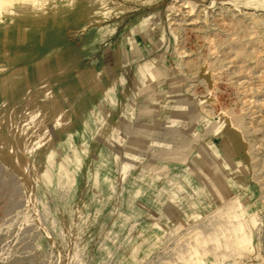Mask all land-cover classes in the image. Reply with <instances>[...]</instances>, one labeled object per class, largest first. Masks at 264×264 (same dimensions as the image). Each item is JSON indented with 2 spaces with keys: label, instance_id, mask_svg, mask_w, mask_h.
<instances>
[{
  "label": "rangeland",
  "instance_id": "obj_1",
  "mask_svg": "<svg viewBox=\"0 0 264 264\" xmlns=\"http://www.w3.org/2000/svg\"><path fill=\"white\" fill-rule=\"evenodd\" d=\"M250 1L0 0V264L169 263L178 235L187 234L186 226L197 219L194 211L215 209L218 188L232 191L221 183L224 176L234 170L243 180L250 175L249 145L228 128L223 113L240 115L246 104L264 119V108L259 109L264 89L242 94L246 87L255 90L252 79L264 67L250 65L238 79L233 61L221 71L208 69L222 57L218 28L226 26L229 14L257 11ZM183 57L198 58L195 76L179 71ZM188 83L196 84L195 98L185 92ZM80 98L87 100L86 108ZM180 117L188 119L193 134L198 127L204 134L218 130L230 149L214 139L195 166L187 148L174 155L181 143L172 136L174 120ZM154 129L153 134H168L153 136ZM136 133L149 136L140 139ZM133 135L147 153L143 157L126 154ZM190 141L197 142L195 149L200 143ZM252 144L264 172V137ZM6 147L17 170L5 157ZM181 157L187 159L183 176L191 179L189 196L180 193L181 180L147 176V163L167 166ZM212 180L218 188L211 187ZM163 183L178 193V201ZM247 191L245 208L256 215L259 232L251 228L257 247L240 261L264 264V192L254 183ZM25 195L22 208L17 202ZM208 227L201 231L215 252L206 264H233L232 251Z\"/></svg>",
  "mask_w": 264,
  "mask_h": 264
},
{
  "label": "bare ground",
  "instance_id": "obj_2",
  "mask_svg": "<svg viewBox=\"0 0 264 264\" xmlns=\"http://www.w3.org/2000/svg\"><path fill=\"white\" fill-rule=\"evenodd\" d=\"M251 1H250V3L253 4L252 6L254 8H258L257 11L255 9H253V10H251V12L245 14L244 17L237 16L234 13L229 14V16L226 19L227 21L225 22L226 26L225 27L220 26L218 28L220 35L218 34L219 36H217L216 46H217V49L222 54V57L217 56L216 60L213 63L209 64L208 69H212L215 71L216 70L221 71L223 69V67L225 66L224 63L233 61L232 64H235L236 67H234L233 70H235V73H232V75H233V78L238 79L240 76L242 77V74L244 73V71H246V69H248L250 67V65H253L255 68H260L261 66H262V68L264 67V15L256 13L258 11L259 12L264 11V0H251ZM20 2H21V0H20ZM43 8H44V6H43ZM27 11H29V10L27 9ZM34 14H36V13H34ZM217 21H219V20H217ZM223 21H224V19H223ZM179 28H180V26H179ZM173 29L178 31L176 25L173 27ZM173 29L170 28L169 30H173ZM180 56H181V52H180ZM180 59L181 60H180V64H179V68H180L179 71L181 73H187L190 76H195L197 74V71H194V72H192V71H193V69L198 70L197 68L200 66V64H198V58L191 59V58H184L183 57ZM248 70L246 72H248ZM230 71H232V70L230 69ZM251 72H249V73H251ZM247 74H245V75H247ZM256 75H255V78L252 79L253 80L252 84L255 85V90L248 91L247 87H246V90H244L245 86L244 87L242 86L244 88V89L242 88L243 89V91H242L243 95L249 96V94L263 92L262 90L264 89V72H263V74H258V76H256ZM249 76H250V74H249ZM247 77H248V75H247ZM232 82H235V81H232ZM237 82H240V81H237ZM201 83H203V82L200 81L199 84H201ZM195 85H196L195 83H188L186 88H185V92L190 97H194V98H195V96L193 93V89H194ZM251 87H253V86H251ZM238 88H240V87H238ZM242 89H240V90H242ZM251 89H253V88H251ZM238 93H240V91ZM238 96H240V95H238ZM205 105H206V103H205ZM185 107L186 106H184V109H186ZM254 107H256V106H254ZM262 107L264 108V104H261L260 108H259V106L256 108L261 109ZM248 109H250L249 106L245 104V109H244L242 114L236 115V114L232 113L231 111H228V112L223 113V117L226 119V122L228 123L227 124L228 128L231 131L238 134L241 137L240 139H242L244 142L248 143V145H249L248 149L246 150V155L248 156L249 161H250V175L248 174L247 178L245 177L246 179L243 180V179H241V175L238 173V171L236 172V170H234V172L231 175L224 176L225 180L222 179L221 183H223L225 186H227V188L232 186L231 187L232 191H229L228 193H225L222 190H219L218 182H214L212 180L214 183H211V187L212 188H218L216 196H217V201H219V205L210 212H206V210L205 211H203V210H201V211L195 210L194 211L195 214L197 215V219L194 220L192 223L189 222L191 225L186 226L188 228V231H189L187 234H182V235L177 234L178 237H180V240H178L179 242L177 241L175 243V244H177V247H175V249H174V257L169 259V260H166L167 262H169L168 264H206L205 258H207V256L209 254L215 252V249L212 248V246L209 244V242L207 240L206 232L203 233L201 231L202 230L201 226L205 227L207 225L210 226V227H208V229H211L209 231L213 230L215 232V234H217V236L223 242L226 243V246L229 248V250L232 251V254L235 257L233 264H242L240 261V255L241 254H244L247 256V254H252L253 252H255L254 250L257 247V242H258L257 240L258 239L256 241H252V238L254 237L255 234L251 231V228L256 229V232L258 231V229L256 227V223H257L256 215L250 213L245 207H246V204L249 203V200L251 198V192L247 191V188L249 187L250 183L251 184L254 183L255 185H257L258 189H260L262 191L261 193L264 192V172L261 168V159L258 156V154L256 153V150L254 149V146L252 144L258 138H261L262 136L264 137V135H263L264 119L262 120L260 118V116H258L256 114V112L254 113V112L247 111ZM201 111L205 115L210 117L211 119H214V114H213L212 110H210L207 106L201 105ZM174 123L177 124V125H175L177 127V129L175 131L176 132L175 135L172 134V136H176L178 139H180L179 141H181V142L185 141L184 143H180L179 147L178 146L175 147L176 148V149L174 148L175 151L178 150V152H179L181 148L185 149V147H187V148H189L188 153H192V152L196 151V149H199L198 146L195 149L194 147L188 146L186 143V141L188 142V141L196 138L195 135H193L191 133V131L189 130L190 126H189L188 119L184 120V118L180 117L179 119H175ZM151 124L153 125L152 122H151ZM126 129H127L126 127H123V130L126 131ZM154 131H156V130L154 129L151 133L153 136H159L160 135L162 137H166V135L168 134L166 132H164V134H163V132H160L161 134L160 133H154L153 134ZM42 133H43L42 134V136H43L46 133V130L43 131ZM211 134H213L214 136L217 137L218 136V130H213L211 132ZM136 135H140V137H139L140 139L141 138L146 139L149 136V135H142L139 133H136ZM136 135H133L134 139L137 137ZM205 139H207V138H205ZM206 142L207 141H202L201 143L206 144ZM152 143L154 144L155 142H152ZM157 145H158V143H157ZM163 147H164V145H163ZM139 152H140V155H138L139 157H143L146 154V153L142 152L141 149L139 150ZM18 154H20V153H18ZM176 155H178V153ZM0 156H1V153H0ZM5 157L9 158V160L11 161V167L16 168V170H17L18 167L15 165L14 161L9 157V154L7 152V147H6ZM180 159H181V161L179 159H177L175 161L171 160L169 165H171V167H173V166L177 167L178 166L179 170H181L182 167L180 165H183L184 163H186L187 159H186V157H181ZM157 164L159 167H155V169L156 168L157 169L165 168V166H163L159 163H157ZM147 165H148V163H147ZM153 165H154V163H152V166ZM4 167H5V169L7 168L6 166H4ZM1 171H3V170H1ZM7 171H9V170H7ZM166 172L167 171H161V172L158 171L157 172L158 174H157V176L155 175V177L166 176L167 175ZM182 172L180 171L179 173H182ZM19 173H21V172H19ZM177 173H178V170L174 171V173L170 174L169 176L172 177L173 179H176ZM225 174H227V173L225 172ZM2 175H3V173H2ZM23 177H24L23 178V186L25 185V189H26L27 175L23 176ZM4 178L6 179V177H4ZM181 179H182V181L178 183L180 193L183 196H189L192 193L190 177L188 175H185V176H181ZM10 181H12V180H10ZM205 181H208V180L206 179ZM14 185H16V184H13V188L15 190L14 194H15L16 188ZM247 185H248V187H247ZM171 194L173 195L174 199H175V197H176V200L179 199V197L177 196L178 193H176L175 191ZM28 198H29V196L27 197L25 195L22 201L17 202L18 205L20 204V207L25 208L26 204L28 203ZM205 198H207V197H205ZM206 201L209 202L210 200L207 198ZM17 208H19V206ZM148 219H149L148 217L145 218L144 222L147 221ZM32 228H34V227H32ZM173 241H174V239H173ZM168 250H170V249H168ZM242 257H244V256L242 255ZM31 258H32V256H31Z\"/></svg>",
  "mask_w": 264,
  "mask_h": 264
},
{
  "label": "crops",
  "instance_id": "obj_3",
  "mask_svg": "<svg viewBox=\"0 0 264 264\" xmlns=\"http://www.w3.org/2000/svg\"><path fill=\"white\" fill-rule=\"evenodd\" d=\"M145 53V52H144ZM159 82H161V80L159 81ZM168 82V81H167ZM167 82H164L163 81V85L166 87V83ZM79 104H83V105H81V108H86L87 107V100L85 99V98H80L79 99ZM96 106H99V105H95V104H93V107L94 108H97ZM99 108V107H98ZM102 108V107H101ZM75 115H74V113L73 112H69L68 113V117H70L72 120H74V117ZM77 118V117H76ZM89 118H90V116H88V115H86V116H84L83 118H80V120H82V123H83V125L84 124H87V120L89 121ZM83 120H84V122H83ZM74 124H76V122H74V123H72V125H74ZM94 125H97V124H94ZM49 126V125H48ZM190 130V129H189ZM205 130V128L204 127H198V133H199V135L201 136V137H198L197 136V134L198 133H194L193 134V131H192V134L193 135H195V137H196V139L198 140V142H200L199 144H196V145H198V147H199V149H196V151H194V152H192V153H189L190 155L188 156L189 158H190V163H191V165L192 166H195L196 164H197V161H199V160H201L202 159V153H203V151H204V149L205 150H207V151H209L208 149L209 148H211V144H212V142L214 141V138H215V140H217V142H218V145L219 146H221V145H224L226 148H229V145H227V143H226V139H224V137L222 136V134L221 133H218V136L216 137V136H214L213 134H211V132L213 131V130H211V131H206L205 133L206 134H204L203 133V131ZM89 137H91V135L89 136ZM134 138V137H133ZM131 139L132 140V143L134 142V144H132L131 146H127V149H126V154L128 155V157L129 156H138V155H140V152H139V150L141 149V146H142V144H139V143H135V142H138V141H136L135 139ZM205 138H207V139H205ZM205 139V140H204ZM202 141H207L206 142V144H204V143H201ZM119 142V141H118ZM185 141H183V142H181V143H184ZM120 143V142H119ZM186 143H187V145L188 146H191V147H196V146H194V143H197V142H193V141H186ZM121 144V143H120ZM135 144H137V145H135ZM178 147H179V145H178ZM185 148H187V147H185ZM188 149L189 148H187L186 149V152H189L188 151ZM230 149V148H229ZM173 153H175L174 155H176L177 154V152L175 151H173ZM143 154V153H142ZM147 154V153H146ZM163 154L166 156V157H169V156H171L170 154H172V151H163ZM148 156V155H147ZM164 156V157H165ZM165 157V158H166ZM178 162V161H177ZM154 163V165L152 166V163H149L148 165L146 164V169H148V173H147V176L148 177H151V176H153V174H158L157 172L159 171V172H161V171H167L166 173H167V175L165 176L168 180H170V181H172L173 183H176V182H178L179 180H181L182 181V179H181V176H183V174H184V170L186 169L185 168V165H186V163H184L183 165H180L181 167H182V169L181 170H179V168H178V166L176 167H171V165H169L168 166V164H167V166H165V168H163V170H160V169H158V171H156L157 169H155V168H153L154 166H156V167H159L158 166V164L156 163V162H153ZM152 168V169H151ZM178 168V169H177ZM185 168V169H184ZM153 169H155V170H153ZM178 170V173L176 174V179H173L172 177H170L169 175L170 174H172V173H174V171H177ZM156 171V172H155ZM182 172V173H179V172ZM149 174H152V175H149ZM185 176V175H184ZM164 177V178H165ZM161 178V177H160ZM207 179V180H209L208 179V177H206V175L204 176V179ZM205 179V180H206ZM190 182H191V179H190ZM179 183V182H178ZM164 184V183H163ZM165 185V184H164ZM167 188H168V190L169 191H171V193L172 192H174V190L173 189H170L167 185H165ZM167 204V203H166ZM137 219L138 218H140L139 217V215L136 217Z\"/></svg>",
  "mask_w": 264,
  "mask_h": 264
}]
</instances>
